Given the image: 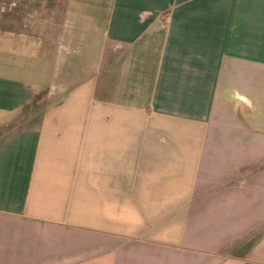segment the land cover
<instances>
[{
  "label": "crops",
  "instance_id": "1",
  "mask_svg": "<svg viewBox=\"0 0 264 264\" xmlns=\"http://www.w3.org/2000/svg\"><path fill=\"white\" fill-rule=\"evenodd\" d=\"M0 264H264V0H0Z\"/></svg>",
  "mask_w": 264,
  "mask_h": 264
}]
</instances>
